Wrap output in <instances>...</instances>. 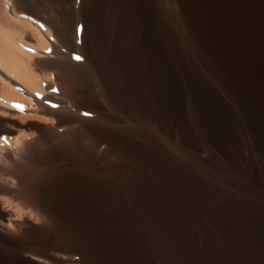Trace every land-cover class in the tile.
I'll use <instances>...</instances> for the list:
<instances>
[{
	"label": "bare ground",
	"instance_id": "obj_1",
	"mask_svg": "<svg viewBox=\"0 0 264 264\" xmlns=\"http://www.w3.org/2000/svg\"><path fill=\"white\" fill-rule=\"evenodd\" d=\"M2 1L6 8H9V4L10 10L13 13L10 14L11 16L14 15L12 18L9 16L11 19L18 15L26 17L28 14L30 15L28 19H32L31 16H33L35 20H32L35 22L39 21V24H44L47 29L51 31L50 33L55 35V39L57 37L58 44H55L53 48L54 57H48L46 59H39L36 57V59L42 69H49L50 67L51 69H54L57 82L64 87V96L66 100L73 102L74 106L77 108H89L106 115L111 121L117 123L121 122L122 120L120 117L112 112L108 113L105 106L100 101V94L95 89V84L93 83L89 69L83 65L84 63L78 65L77 62H74L77 64L70 62V59L73 57L68 56V60L66 58L67 53H64L65 51L63 52L61 49V44H71L72 37L70 36V33L73 31H71V29L73 27L74 18H76L77 15L73 18L71 12L67 10L66 7L63 8L61 6L55 9L54 16L47 13L45 11L47 2L55 3L56 0H0V4L3 5ZM78 5L76 4V8ZM2 7L1 10L3 11ZM6 10L7 9L4 8V13H6ZM10 10L8 12H10ZM79 10L80 8L78 7L77 11ZM4 13H2L3 16L0 15L1 25H3V23L6 25L8 22L3 21V19L9 18L6 17L7 13ZM24 13H26L25 16ZM84 14L87 24L85 25L87 26V31L84 40L87 55V58L85 59L101 76L105 85L106 96L114 109L119 108L120 111L126 112L128 117L130 115L133 120L137 117V112H141L144 116L159 119L163 130H166V128L172 130L175 127V123L171 121L169 123L168 119L170 117H173V119L177 118L178 122L182 119L179 118L180 112L182 113V108L179 109V103H181V95L183 92L181 91L182 88L180 89V83L182 85L181 80L183 79L180 77V74H183L185 69L195 68L198 74L197 80L194 82L188 79L190 83H193L189 85H197L200 88V90H197L200 94L199 102L201 105L200 109L198 108L200 110L199 115L204 119V121H201L204 122V126L209 130L210 136L213 137L214 140V137L224 140V133L221 130L222 128L219 129L218 125L221 121L217 123V117L214 118V116L221 117L224 121L227 119L226 108L223 104L224 101H226L228 103L226 107L234 106L237 112L236 116L243 117L246 127L249 128L248 130L251 139L255 142L262 140L259 151L255 153L256 162L255 165H253V178L249 183L241 182L244 190L255 189L258 187L264 177V174L262 175L264 172V0H84ZM155 15L158 16L157 23H155L153 19ZM19 18L20 17L15 19L20 20ZM79 19L80 18H78V20ZM82 19L84 20V18ZM12 21H10V23L18 24L17 22ZM12 26L9 25L7 27L10 28ZM76 28L78 29V26ZM4 29L6 31H3ZM1 30L4 34L9 32L7 33L10 39H8L9 43L11 40L15 41V39H17H14V37H16L14 35L17 34L18 36V32L14 34V31H9V29L4 27ZM1 30L0 37L3 36L6 37L4 39H7V36L2 34ZM79 31L81 30L79 29ZM0 39L2 40V38ZM4 39L2 41H4ZM5 41L3 42L5 44H2L6 45V47L4 46L5 48L3 46L2 48L0 45V54L2 55L0 56L1 66L16 72L30 85H39L40 81L37 79L40 80L41 76L38 78L37 74L35 75L36 72L33 74V69L31 70L33 66L30 62L33 60L30 61V59H33L34 57L31 55V58L29 59L28 53L20 51V48H13L14 45L12 43L9 48L12 47L14 52L9 51L8 53V50H11V48H7L8 44L6 43L7 41ZM1 43L2 42L0 41V44ZM75 46L76 44L74 47ZM77 53L79 54L80 52ZM77 53L75 52V54ZM73 59H75V57ZM188 59L191 60V65L187 64ZM76 61L78 60L76 59ZM27 65L31 68L29 69ZM35 69L37 70V68ZM35 69L34 71H36ZM193 74L195 75V73ZM189 75H191V73ZM211 87L214 92L213 90L211 91ZM0 90L2 91L0 93H3V96L6 98L8 96H14L11 95L10 90H6L7 92H3L5 88H3V90L1 88ZM64 99H55L51 97V101L54 103L56 102L57 106L65 103L66 100L64 101ZM205 100L207 102H205ZM221 100H223V106L220 104ZM248 110H251L253 114H249L250 111L248 112ZM49 111L55 116L58 125L57 127H60L59 125L66 122H71L72 116H68L67 110L52 108V110ZM250 115H252V117ZM75 120H77V118ZM78 121L80 122L78 127L76 129L73 128L74 130L70 129L72 131L70 133L68 132L65 137L69 135L68 137L70 138L68 139L71 140L74 136L91 137L93 141L92 148H94V145L97 146L102 142H106V154L112 153L113 155H116L119 162L109 174H91L89 172L91 167L86 164L87 161L85 158L81 159L77 154V156L74 155L75 153L72 154L73 151L61 153V151L58 150L60 149L58 147L62 145V142L66 139L64 137V140L62 139L60 142L62 144L59 143V146L49 145L48 151L45 153V155H51L53 158L62 159L63 163L56 165V167L54 166L53 168L49 166L48 171L41 176L38 185H36L33 180H31L32 183L29 182L31 178L27 173L24 171H17V180L20 182V187L16 189L18 193H21L19 196L22 195V204L25 203L24 207L28 204L35 205L43 211V215L47 216V218L49 217L53 219L54 226L52 229H49L48 226H37L33 223L27 224L22 229L17 239L13 237L8 238L5 237V235L0 234V264H43L41 263L42 260L44 262L47 258L51 262H56L58 259L55 258V256H45L44 252L47 250L55 251L59 247L62 248L60 250H66L63 249L66 247L63 246L65 243L61 244V240L65 236L72 238V233H79V235L82 234V236L87 235V245H81V250L85 251L88 255L90 254L101 258L105 264H128V256L131 257L132 253H134L133 264H159L160 256L164 249L161 245L163 242L161 243L160 235L158 234L159 232H156L157 235L155 234V231L157 230V227H164L171 224L170 216L173 211L177 212V206H179L180 202L182 203L185 195V187L182 188V183H177L175 181L176 178L173 180L171 177L185 175L186 166L184 167L182 165L183 163L180 162L179 157L176 156V150L175 152L171 150L162 142V140L155 136V134H151L146 127L141 126L139 123L140 126L132 123H129L126 126H107L96 120L79 119ZM6 123L7 121L0 116V132L12 131V128H9V126L12 125L8 124L7 127ZM226 123L232 124L228 119ZM53 126L55 129V124ZM52 128L43 127L42 129L44 130H40L39 136L34 143L49 142L51 139L50 129ZM179 135L180 134H178V137ZM171 137H173L172 134ZM238 137L237 139H239ZM80 139L82 141V138ZM170 139L171 138H169V140ZM5 141H7V139ZM89 141L90 140L86 142ZM176 142H178V140ZM78 143L80 145L83 144L82 142ZM86 144L87 143H85V145ZM168 144H170L169 141ZM87 145L84 146V148L89 147ZM221 149L222 152H226L227 146L224 145ZM186 151H188L187 148ZM228 151L230 152V149ZM83 152V155H87ZM204 156L205 155H203V157ZM97 157L100 158V154H97ZM126 157H130V164H128L127 161H124L126 160ZM221 158L224 159L222 156ZM214 159L215 158L213 157V160ZM227 161L228 160H226V162ZM196 166H198V164ZM196 166L194 167L198 170ZM224 169L227 168L224 167ZM218 170L220 169L218 168ZM204 175L205 174H203V176ZM15 180L16 179L13 177H9L7 183L10 184L12 181L13 183L10 184V186L15 188ZM203 180H205L206 183L207 180L204 178ZM29 183L31 184V186L29 185L30 188L23 191V189L26 188L25 186H27L25 184ZM246 184H248V189L246 188ZM218 187L219 186H217V189L220 188L223 190L222 194L230 195L234 193L230 189H227L228 187ZM202 188H204V186ZM169 189L172 190L173 195L170 194ZM242 194L243 193H241V195ZM252 199L254 198L252 197ZM248 201H250V199H248ZM227 203L228 200L226 205ZM244 207H241V209ZM175 208L177 210H174ZM159 214H161V216H159ZM174 214L177 215V213ZM245 214H248L247 211ZM0 216H3L1 212ZM205 216L208 217L207 215ZM221 217L223 218V216ZM222 218L219 219L221 220ZM201 229L202 228H200V230ZM114 232L119 233V235L122 236L120 242L118 239V242L111 240V237L115 234ZM186 235L187 234H185V236ZM204 240L206 239L204 238ZM236 240L237 239H235V241ZM175 244L177 247V243ZM65 245H67V243ZM171 245H173V243H171ZM249 245L250 244L247 246ZM75 247L76 246H72L67 249L73 248L72 250H77ZM172 248L174 249V247ZM189 249H187V251H189ZM159 251L161 252L158 253ZM180 252L181 248L179 253ZM181 256L183 257V254ZM45 257L47 258L45 259ZM234 259L236 260L238 258ZM221 261L223 262L224 260ZM183 262H185V260ZM216 264H218V262Z\"/></svg>",
	"mask_w": 264,
	"mask_h": 264
},
{
	"label": "rangeland",
	"instance_id": "obj_2",
	"mask_svg": "<svg viewBox=\"0 0 264 264\" xmlns=\"http://www.w3.org/2000/svg\"><path fill=\"white\" fill-rule=\"evenodd\" d=\"M77 2H76V0H56L55 3L54 2H47V5L45 6L46 7L45 11L47 13H49L50 15L54 16L55 15V9H57V7L59 8L61 6L63 8L66 7V9L69 10L71 12V14L73 15V18L76 17V15H77V17L74 18V21H73L74 23H73V27L71 29V31L72 30L73 31L70 33V36L72 37L71 44L67 43L68 44L67 45L66 43H63L60 45L62 48L61 47L60 48L62 49L63 52L65 51L64 53H67L66 58L68 60H69L68 56L74 58L76 56L81 57V55H82V57H83V58L81 57L82 59H79L78 61H76V58L75 59L72 58V59H70V62H72V63L77 62L78 65H80L81 63L82 64L84 63L83 65L86 68H88L90 73H91L93 83L95 84V89L99 92L100 101L105 106L107 112L108 113L112 112V113L118 115V117H120V119L122 121L119 123L111 121L110 119L107 118L106 115H104L100 112L91 110L89 108H77L74 106L73 102H71L70 100H66V98L64 96L65 95L64 87L62 85H60L59 82H57L54 69L53 68L51 69V67L49 69L48 68L42 69V67L39 66V63L37 62V59H36V57L39 59H42V58L46 59L48 57L49 58L54 57V54H53L54 49L53 48H54L55 44H58L57 43V41H58L57 37L55 39V35L53 33H50L51 31H49L44 24H41V23L39 24L38 23L39 21L35 22L34 21L35 19L33 16H31V17L34 20H32L31 18L28 19L30 17V15H28V14L26 15V17H23L22 15H18V16L15 15L16 17L11 19L14 15L11 16V14H13V13L10 10V6L8 4L9 8H6L4 6V2L2 1L3 5L0 4V6L1 7L3 6L5 9H7L6 13L9 10H10V12H8L7 13L8 15H7L6 13H4V8L2 7V9H3V11H2L1 7H0V10H1L0 15H2V13H4V14H6V17L11 16V18L9 17L10 21L13 20L12 22H17L18 24H16V23L12 24V23H10L9 18H7L8 20L5 18V19H3V21L4 22L8 21L10 24L8 22L6 25L3 23V25H5V26L0 24L1 29L3 27L7 28V29H9V31H14L13 32L14 34L16 32H18L19 37L17 36V34H15L14 36H16V37H14V39L15 38H17V39H15V41L11 40L12 42L10 41V43H9L10 39L8 37V34H7L9 32L4 34L3 31H6V30L4 29L2 31L0 29L1 33L7 36V39H4L6 37H3V36H1L0 38H2V40L4 39V41L5 40L7 41V42L6 41L5 42L8 44V46H7L8 49L11 48V50H8V53H9V51L14 52L13 48H16V49L20 48V51H23V52H26L29 54V59L31 58V55H32L34 58L33 59L31 58L30 61L31 60H33V61L30 62L28 59L27 60L30 63H32L31 65L33 67L31 68L28 65L27 66L29 69L30 68H31V70L33 69L32 70L33 74L36 72L35 75L37 74L38 78H39V76H41V77H40V80L37 79L38 81H40L39 85L37 84V86H35V85L32 86L28 82H26L24 79H22L16 72L8 70L6 67L1 66V63H0V89L2 88V90H3V88H5V90H3V92H7L6 90H10L11 95L16 96V97H14V96L11 97V96L6 95L9 97V98L7 97L9 99L8 100L6 97L3 96V93H0V116L3 117L7 121V123H6L7 127H8V124L12 125V126H9V128H12L11 129L12 131L0 132V138H1L0 139L1 140V142H0V212L3 214V216H0V234L5 235V237H8V238L13 237V238L17 239V237L21 233L22 229L27 224L33 223L34 225H37V226H44V227L48 226L49 229H52L54 226L53 219L49 218V217H48L49 218L48 219L47 216L43 215V211L40 210L35 205L28 204L27 206L24 207L25 203L22 204L23 203L22 202L23 201L22 195L19 196V194H21V193H18L17 189H16V188L20 187V184H19L20 182H19V180H17L18 179L17 178V171H24L31 178L29 182L32 183L31 180H33L35 182V184L38 185V183L41 179V176H43L48 171L49 166H51L53 168L54 166L56 167V165H60L61 163H63V160L60 158H53V157H51V155H49V156L45 155V153H47V151H48L49 145H51V146L58 145L59 146L60 144L65 143L64 145L62 144L58 147V148H60L58 150L61 151V153H67V152L73 151L72 154H74V153H75L74 155L77 154L79 157H81V159L85 158L87 161L86 164L91 167V169L89 171L91 174H93V173L94 174L96 173L97 175L109 174V173H111V171H113L114 167H116V164L119 162V159L117 158L116 155H113L112 153L106 154V152H105L107 149V143L106 142H102L97 146L94 145V148H92L93 147V141H92L91 137L87 138V136H82V137L74 136V138L71 137L72 138V140H71V139H68V138H70V137H68L69 135L67 137H65V136L68 134V132L70 133L72 130H74L78 127V125L80 124V122L78 121L79 119L80 120L81 119L82 120H96V121H99V122H101L107 126H112V125L126 126L127 124L132 123L135 125L140 124L141 126L146 127V129H148L151 132V134H155V136H157L160 140H162V142L165 145H167V147H169L174 152L176 150V152H175L176 156L179 157L180 162L183 163L182 165L184 167L186 166L185 167L186 168V174L185 175L178 176V177H171V178H173V180L176 178L175 181L177 183L181 182L182 188L185 187L184 188L185 195L183 197L182 203L180 202L179 206H177L178 210L176 208L174 209V210H177V212L173 211L172 215L170 216L171 221L169 219V221L173 227L171 226V224H168V226L157 227V230L155 231V234H157L159 232L158 234L160 235L159 237L161 239V243L163 242L161 245L163 246V249H164V251H163L164 253L163 252L161 253L159 264H173L174 262H175L174 264H178V262H179V264H183V263L184 264H201V263L202 264H212L214 261H216V262H214L213 264H216L217 262H218V264H223V263L224 264H239V263L243 264L244 261L246 262V263L244 262V264H264V255H263L264 254V204H263L264 203V195H263L264 194V191H263L264 190V181H263L264 177L262 178V182L255 189H248V184H246L247 185L246 188L248 190H244L242 185H241V182L249 183V181H251L253 178V173H254V166L253 165H255V162H256L255 153H257L259 151L260 143L262 142V140L255 142L254 140L251 139V135H250V132L248 130L249 128L246 127V124H245L243 117H237L236 116L237 112H236V109L234 108V106L233 107H226L228 105V103L226 101H224V103H223V100H221L220 104H222V103L224 104V106L226 108V110H225L226 111V118L230 122H232V124L226 123L227 119H225V121H224V119H222L221 117L214 116V118L217 117L216 118L217 123L219 121H221L218 123V125H219V129L222 128L221 130L224 133V140H220L216 137H214L215 138V140H214L213 137L210 136L209 130L204 126V122H203L204 119H202L201 115H199V113H200L199 109H200L201 105L199 102L200 94H199V92H197V90H200V88L197 85H189V84H193V83H190L188 79H190L194 82H196V80H197L198 74H197V71L195 68L185 69L184 70L185 73L183 72V74H180V77L183 78L182 79L183 81L181 80L182 85L180 83V89L182 88L181 91H183V92L181 95V103H179V105H180L179 109L182 108L181 111L184 114H182L180 112L179 118L180 119L182 118V119L179 122L177 121V118L173 119V117H170L171 118L170 119L168 117L169 123H170V121L175 123L174 124L175 127L172 130L167 129V128H166L167 131L163 130L162 126H161V122L159 121V119L144 116V114L141 112L140 113L137 112V117H136L137 119L134 118V120H133V118L130 117V115L128 117V114L126 112L120 111L119 108L114 109L113 106L111 105L108 97L106 96L105 85H104V82H103L101 76L98 74L96 69L95 68L93 69V67L90 66L91 64L89 62H87V60L85 59V58H87V55H86V51H85V43H84L85 41L84 40L86 37V31H87V26H85V25H87V24H86V19H85V14H84V0H77ZM80 2L83 4H81ZM76 4L77 5L79 4L77 6V8H76ZM47 6H48V8H47ZM52 6L54 9L52 8ZM78 7L80 8L79 11H77ZM72 8L74 11L72 10ZM75 11L77 13L78 12H81V13L77 14ZM25 14L26 13H24V16H25ZM18 17H20L19 18L20 20H17ZM81 17L84 18L85 21ZM15 18H17V19H15ZM78 18H80V19L78 20ZM26 19H28V20H26ZM153 19H154L155 23H157L156 21L158 20V16L155 15V17ZM8 24L11 26L13 25V26L9 28V27H7V26H9ZM14 24H16V25H14ZM77 26H78V29L76 28ZM20 28H21V30H20ZM79 29L81 31H79ZM22 30H23V32H22ZM13 33H12V35H13ZM74 33H75V35H74ZM76 34H78V35H76ZM77 38L78 39L80 38V39L78 40ZM2 40L0 39V41L2 42L0 44L1 47L2 46L6 47V45H2V44H5V43H3L4 41H2ZM11 43L14 45L13 48L12 47L9 48ZM72 43H74V44H72ZM75 44L79 49L76 46L74 47ZM81 44H83V45H81ZM65 45H67V46H65ZM63 46H65V47H63ZM79 46L81 47V49ZM68 47H70L72 50ZM65 48H67V49H65ZM74 49H75V51H74ZM80 50H82V51H80ZM71 51H72V53H71ZM75 52L76 53L80 52V53L75 54ZM82 52H83V54H82ZM69 53H71V54H69ZM84 53H85V55H84ZM0 56H2V55L0 54ZM3 56H4V54H3ZM34 60H35V62H34ZM26 63H28V62H26ZM77 63H74V64H77ZM187 64L191 65L192 64L191 60L188 59ZM35 68H37V70ZM34 69L36 71H34ZM41 69H42V71H41ZM193 69H195V70H193ZM44 71H46V72H44ZM42 73H44V74H42ZM188 73L189 74L191 73V75H189ZM193 73H195L196 76ZM192 76H194V77H192ZM62 87H63V90H62ZM210 89H211V91L213 90L212 87ZM0 92H2V91L0 90ZM12 92H14V93H12ZM213 92H214V90H213ZM188 95L190 98L188 97ZM1 96H3V97H1ZM51 97H53L55 99L56 98L57 99H59V98L64 99L65 98L64 101L65 100L66 101H65V103H62L63 105L59 104L57 106L56 102L54 103L53 101H51ZM131 98H132V96H131ZM205 102H207V101L205 100ZM225 103H227V104H225ZM41 104L43 105L44 108L42 107ZM223 104H222V106H223ZM16 105H21L22 108L16 107ZM39 106H41V107H39ZM52 108H57V109L65 110V111L67 110L68 116L69 115L72 116L71 122H66L62 125H59L60 127H57L58 125L56 122V118L52 114V112L49 111V110H52ZM232 110H233V112H232ZM249 111L252 112L251 110H248V112ZM250 112H249V114H253V112L252 113H250ZM250 116L252 117V115H250ZM192 117H193V120H192ZM76 118H77V120H75ZM185 118L189 119V120H186ZM201 120H203V121H201ZM150 122H151V124H150ZM36 123H38V124H36ZM54 124H55V129L53 126ZM185 124H186V126H185ZM222 124L225 126H223ZM151 125H152V127H151ZM42 126L46 127V128L47 127L52 128V126H53V128L50 129L51 139L47 143L46 142L34 143L39 136L40 130L42 131L45 129V128L42 129L43 128ZM68 128H69V131H68ZM70 129H72V130H70ZM176 132L178 134H180L179 137H178V134ZM245 132H247V133H245ZM171 134L173 137H171ZM238 135H239V137H238ZM207 136H208V138H207ZM64 137L66 138L65 140H64ZM237 137L239 139H237ZM243 137H245L246 139ZM60 138H61V140H60ZM75 138H78V139H75ZM80 138H82V141ZM169 138H171V139L169 140ZM6 139H7V141H5ZM62 139L64 141L62 143H60L62 141ZM229 139L231 142L229 141ZM244 139H245V141H244ZM66 140H67V142H66ZM68 140H70V141H68ZM88 140H90V141L86 142ZM177 140H178V142H176ZM168 141L170 144H168ZM193 141H194V143H193ZM74 142H76V143H74ZM78 142H80V143L82 142L83 144L80 145ZM184 142H186V143H184ZM85 143L89 144V145L86 144L89 147L84 148V146H86ZM173 144H175V145H173ZM76 145H77V147H76ZM224 145L227 146L226 152L221 151L222 150L221 148H223ZM251 145H252V147H251ZM205 146H206V148H205ZM185 147L188 149V151H186ZM192 147H194V148H192ZM64 148H66V149H64ZM212 148H214V149H212ZM87 149H92V150H87ZM189 149L191 150V152ZM229 149H230V152L228 151ZM81 151L87 152V153L83 152L84 154H87V155H83ZM181 151H182V154H181ZM96 153L98 155L100 154V158L97 157ZM203 155H205V156L203 157ZM184 156H185L186 160L184 159ZM208 156L209 157L211 156L210 159ZM221 156L224 157V159L221 158ZM177 157H176V159H177ZM213 157L215 158L214 160H213ZM125 159L126 160H124V161H127V163L130 164V162H131L130 157H126ZM226 160H228V161L226 162ZM237 161H238V163H237ZM206 162H207V164H206ZM185 163H186V165H185ZM196 163L198 164V166H196L197 165ZM98 164H99V166H98ZM194 166H196L198 168V170ZM224 167L227 169H224ZM218 168L220 170H218ZM95 170H96V172H95ZM196 170L200 171V172H197ZM212 170H213V173H212ZM228 170H230V171H228ZM223 173H225V174H223ZM203 174H205L204 176H206V177H204ZM263 174H264V172L262 173V175ZM199 175H200V177H199ZM32 176H34V177H32ZM9 177H13L14 179H16L15 180L16 181L15 188L10 186V184L13 183L12 181L10 184L7 183L8 182L7 180ZM203 178L207 180L206 181L207 184L205 183V180H203ZM30 183L25 184L27 186H25L26 188H24L23 191L25 189L30 188L29 187V185L31 186ZM202 185L204 186V188H202L203 187ZM217 186L223 187V188L228 187L227 189H230L231 191H233L236 194H234V193L230 194V195L229 194H222L223 190L220 189L219 187H218L219 189H217ZM257 189L261 192H259ZM169 191H170V194L173 195L172 190L169 189ZM241 193H243V194L241 195ZM252 197L254 199H252ZM240 198H241V200H240ZM210 199H212V200H210ZM248 199H250V201H248ZM227 200H228L229 205H228V203L226 205ZM241 202L244 204H242ZM259 203H261V204H259ZM248 205H249V207H248ZM240 206L241 207L245 206V207L241 209ZM206 208H208V209H206ZM203 209H204V211H203ZM246 211L248 214H245ZM208 212H211V213H208ZM174 213H177L178 216ZM205 215H207L208 217H206ZM220 215L223 216V218ZM159 216H161V214H159ZM219 218H222V219L220 220ZM245 220H246V222H245ZM179 221H180V223H179ZM204 221H209V222H204ZM253 221H254V223H253ZM218 224H220V225H218ZM184 225H185V227H184ZM225 225H227V226H225ZM177 226H178V228H177ZM174 227H176V228H174ZM211 227H213V228H211ZM172 228H173V230H172ZM200 228H202V229L200 230ZM209 229H211V230H209ZM217 230H218V234H217ZM201 231H203V232H201ZM195 232H197V233H195ZM177 233H178V235H177ZM203 233H204V235H203ZM185 234H187V235L185 236ZM245 234H246V236H245ZM71 236H72V238L69 236H65L63 239L66 241H64L63 239L61 240V244L67 243V245H65V244L63 245L66 247L63 249H66V250H60L62 248L61 247L58 248L56 246L58 248L57 250H55V251L47 250L46 252H44L45 256H47V255L55 256V258L58 259V260H56V262L54 261L55 263L53 261H52L53 262L52 263L47 257H45V259L47 258L46 261L43 262V260H42L41 263H43V264H105L101 258H99L97 256H92L90 254L88 255L85 251L81 250L80 247H82L83 245L84 246L87 245V243H86V242H88L87 235L82 236V234L79 235V233L78 234L72 233ZM121 237L122 236L119 235V233H115L111 237V240H114L116 242H118V241L120 242L122 240ZM254 237H255V239H254ZM204 238L206 240H204ZM117 239H118V241H117ZM235 239H237V240L235 241ZM163 240H165V241H163ZM215 240H216V242H215ZM171 243H173V245H171ZM175 243H177V247L175 246L176 245ZM199 243H201V244H199ZM215 243H216V245H215ZM248 244H250V245L247 246ZM68 245H71V246H68ZM72 246H76L75 248L77 250H75V249L72 250L73 248L67 249V248L72 247ZM168 246H169V248H168ZM172 247H174V249ZM180 248H181V252L179 253ZM211 248H212V250H211ZM176 249H177V251H176ZM187 249H189L190 252L187 251ZM201 249H203V250H201ZM214 249H215V251H214ZM235 249H237V250H235ZM161 251H159L158 253H160ZM204 251H205V253H204ZM237 251H239V252H237ZM194 252H196V253H194ZM233 252H235V253H233ZM152 253H154V252H152ZM182 254H183V257L181 256ZM184 254H185V256H184ZM194 256H195V258H194ZM224 256H225V258H224ZM244 256H245V258H244ZM234 258H238V259L235 260ZM133 259H134V253H132L131 257L128 256L127 263L133 264L134 263ZM84 260L86 263L84 262ZM170 260H172V261H170ZM184 260H185V262H183ZM191 260H193V261H191ZM199 260H201V261H199ZM221 260H224V261L222 262ZM48 261H50V262H48ZM100 261H101V263H100ZM238 261H240V262H238ZM161 262H163V263H161Z\"/></svg>",
	"mask_w": 264,
	"mask_h": 264
},
{
	"label": "snow or ice",
	"instance_id": "obj_3",
	"mask_svg": "<svg viewBox=\"0 0 264 264\" xmlns=\"http://www.w3.org/2000/svg\"><path fill=\"white\" fill-rule=\"evenodd\" d=\"M77 60H79V59H82L81 57H79V56H76L75 57ZM16 107H20V108H22V106L21 105H16ZM87 115V114H86Z\"/></svg>",
	"mask_w": 264,
	"mask_h": 264
}]
</instances>
